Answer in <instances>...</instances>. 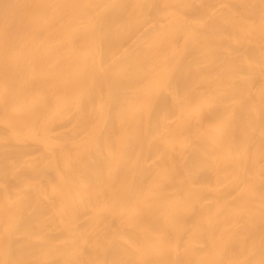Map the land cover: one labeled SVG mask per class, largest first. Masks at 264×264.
<instances>
[{"label": "bare ground", "instance_id": "1", "mask_svg": "<svg viewBox=\"0 0 264 264\" xmlns=\"http://www.w3.org/2000/svg\"><path fill=\"white\" fill-rule=\"evenodd\" d=\"M0 264H264V0H0Z\"/></svg>", "mask_w": 264, "mask_h": 264}]
</instances>
